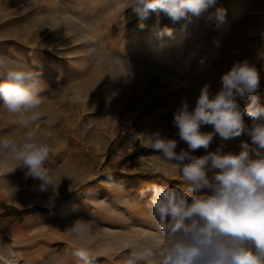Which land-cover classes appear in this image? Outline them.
<instances>
[{
  "label": "rangeland",
  "instance_id": "374dc122",
  "mask_svg": "<svg viewBox=\"0 0 264 264\" xmlns=\"http://www.w3.org/2000/svg\"><path fill=\"white\" fill-rule=\"evenodd\" d=\"M131 2L0 0V57L10 69L41 74L43 112L24 127L0 106V137L19 142L35 131L56 178L55 187L41 188L27 167L14 168L0 153V264H10L11 245L21 263L125 264L132 246L158 228L148 189L182 187L178 168L145 146L149 136L160 131L178 141L177 151L187 148L174 112L182 100L193 109L205 84L215 95L222 75L245 60L260 73L264 104V0H217L197 22L154 11L140 17ZM250 139L217 135L209 151L239 152ZM28 192L37 198L19 204ZM77 221L89 228L84 240L72 231ZM80 248L87 258L76 255Z\"/></svg>",
  "mask_w": 264,
  "mask_h": 264
},
{
  "label": "clouds",
  "instance_id": "9594fccd",
  "mask_svg": "<svg viewBox=\"0 0 264 264\" xmlns=\"http://www.w3.org/2000/svg\"><path fill=\"white\" fill-rule=\"evenodd\" d=\"M216 3L132 0L129 6L140 17L162 12L175 22L190 15L200 17ZM0 75L5 77L0 81V106L20 117L21 126L38 122L43 116L39 111L41 74L10 69L6 58L0 57ZM260 79L257 67L245 60L222 75L215 95L205 84L193 109L182 100L172 123L187 148L177 151L178 141L160 131L149 136L145 146L178 168L182 187L154 184L148 189L149 212L158 228L143 243L132 246L125 264H264V104L256 94ZM249 97L250 102L241 106L240 101ZM205 125L213 130L202 131ZM243 134L251 139L241 142L239 152H224L221 147L209 151L217 135L228 141ZM200 149L205 154L196 155ZM0 153L9 154L14 168L27 167L41 188L56 186L55 176L45 167L50 148L35 131L29 129L19 142L0 137ZM72 231L84 240L89 228L77 221ZM76 255L87 258L89 254L80 248Z\"/></svg>",
  "mask_w": 264,
  "mask_h": 264
},
{
  "label": "bare ground",
  "instance_id": "6f19581e",
  "mask_svg": "<svg viewBox=\"0 0 264 264\" xmlns=\"http://www.w3.org/2000/svg\"><path fill=\"white\" fill-rule=\"evenodd\" d=\"M195 19H196L195 22H197L199 20V17H196ZM67 169L72 173L73 176L76 175V172H74L75 170L71 166L67 167ZM36 196H37L36 193L28 192L25 196L23 195V196L19 197L20 200L18 203L24 204V203H26V199H29L30 201H32V200H34V197L37 198ZM31 224L32 223L30 220L27 221L26 228H29L31 226ZM10 248H11V251H10L9 257H6L7 260L10 262V264H28L27 262L21 263V261H22L21 255H20L19 251H17L14 248L13 245H11Z\"/></svg>",
  "mask_w": 264,
  "mask_h": 264
}]
</instances>
